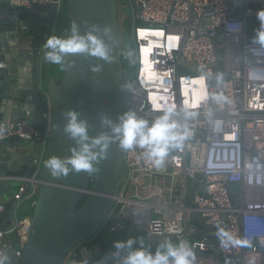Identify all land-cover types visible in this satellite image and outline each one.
I'll return each mask as SVG.
<instances>
[{"label":"built area","instance_id":"built-area-1","mask_svg":"<svg viewBox=\"0 0 264 264\" xmlns=\"http://www.w3.org/2000/svg\"><path fill=\"white\" fill-rule=\"evenodd\" d=\"M0 2L7 5L16 23L30 15L33 5L52 7L48 38L55 35L66 0ZM118 2L120 33L122 30L123 37L134 43L131 110L151 122L168 106L179 109L187 102L198 115L187 122L190 139L183 148L170 152L159 169L148 161L143 149L124 150L112 209L99 232L80 240L63 264H83L87 259L89 264H97V258L103 262L114 250L106 252L97 241L102 232L108 237L141 233L153 252L162 240L184 241L195 253V264H264V48L253 42L257 33L246 32L247 19L258 18L264 0ZM233 25L238 30L230 28ZM19 30L25 31L26 26ZM141 31L160 34L161 44L147 56L155 77L151 81H143L141 49L149 48L150 42L145 36L140 38ZM217 67L222 69L224 83L209 84L201 70L214 75ZM194 79L203 81V96L197 104H193ZM215 96L225 97L226 102H215ZM41 102L39 128L27 117L0 122V139L22 138L37 150L32 174L13 178L19 181L14 200L29 202L32 207L50 121L44 92ZM179 118L183 122V114ZM3 211L0 202V215ZM3 224L0 252L20 258L29 222L7 228ZM13 237H17L16 249Z\"/></svg>","mask_w":264,"mask_h":264},{"label":"water","instance_id":"water-1","mask_svg":"<svg viewBox=\"0 0 264 264\" xmlns=\"http://www.w3.org/2000/svg\"><path fill=\"white\" fill-rule=\"evenodd\" d=\"M51 13L52 7L33 5L29 18L16 23L9 9H0V122L27 117L30 124L39 128L43 114L42 92L48 96L50 108L49 132L39 166L38 191L28 220L26 242L21 257L10 256L9 264H63L80 240L99 232L114 204L124 150L118 143H112L106 158L97 165L99 171L91 174L69 172L57 178L45 165L52 157H68L75 144L63 132L66 121L62 113L70 109L78 112L79 118L87 121L89 136L96 137L101 133L110 134V130L101 125V116L117 122L121 114L131 110L133 103L134 84L125 75L122 63L118 0H66L69 25L65 36H71L73 22L79 26L81 35L89 31V25H99L100 31L94 35L104 42L111 60L86 53L68 55L61 65L59 80L47 79L43 70L42 47L49 33ZM21 26H26V30L20 31ZM105 26L111 29L108 35L103 31ZM127 57L132 58L131 52H127ZM217 72L221 73L222 69L217 67ZM214 81L208 79L209 84ZM125 84L131 89L124 88ZM36 156L35 145L25 139H0V196L4 194L6 200L0 223H4V228L11 226L10 216L17 215L12 193L19 181L13 178L29 177ZM224 228L225 215L222 214L221 235ZM96 262L103 264L100 258Z\"/></svg>","mask_w":264,"mask_h":264},{"label":"clouds","instance_id":"clouds-1","mask_svg":"<svg viewBox=\"0 0 264 264\" xmlns=\"http://www.w3.org/2000/svg\"><path fill=\"white\" fill-rule=\"evenodd\" d=\"M257 17L261 22V28L257 31L253 42L264 48V10L259 11ZM88 27L89 31L81 35L79 26L73 22L71 36H56V32L54 36H49L44 42L45 61L50 64L64 65L68 55L85 53L111 60L104 42L94 35L96 31H100V26L91 24ZM230 28L238 30V25L230 26ZM103 31L108 35L111 29L105 26ZM44 48L42 47L43 51ZM256 54L260 53L257 51ZM201 72L205 79H215L218 85L224 83L223 73L217 72L213 75L211 72L204 73L203 70ZM123 87L131 89L129 84ZM213 99L217 103L226 102L223 96H215ZM192 107L187 102L179 109L168 106L151 123L134 110L121 114L117 122L103 115L101 125L106 126L110 134L101 133L96 137L89 136L87 121L80 119V114L70 109L62 113L66 121L63 132L75 144L70 148L68 157H52L45 166L50 174L57 178L66 176L69 172L95 173L99 171L97 165L100 160L106 158L109 146L112 143H118L123 150L143 149L148 161L159 169L163 167L170 152L183 148L185 142L190 139V126L187 122L198 115L190 110ZM181 114H183V122L179 118ZM208 115H211V111ZM2 132L3 130L0 129V134ZM246 243L251 246L250 242ZM113 249L110 256L103 258V264H195L196 261L194 251L184 241L174 243L170 239L162 240L153 252L150 247H145L143 238L129 237L126 240L114 241ZM0 264H9L6 252H0ZM83 264H87V261Z\"/></svg>","mask_w":264,"mask_h":264},{"label":"rangeland","instance_id":"rangeland-1","mask_svg":"<svg viewBox=\"0 0 264 264\" xmlns=\"http://www.w3.org/2000/svg\"><path fill=\"white\" fill-rule=\"evenodd\" d=\"M64 11H65V9H64ZM64 11H63L62 15L66 16V14H65ZM260 28H261V22H260V20L258 18H249V19H247V22H246V32L248 34L257 33V31ZM124 37H123V34H122V30H121V33L119 34V40L122 43V48H123V51H124L123 52V57L124 58L126 57V58H128L126 60H129V61H127L126 67H130V68H128L129 69L128 71L130 72L131 65L133 64V60H134V43H132L129 39H125ZM127 52L128 53L131 52L133 58L129 59V57H127ZM58 66L59 67L56 68V79L59 76L61 77V73H62V66L61 65H58ZM132 69H133V67H132ZM129 75L132 76V73H130ZM130 237H133V238L139 237V238H143V240H144V236L141 233H134ZM128 238L129 237L124 236V235H120V234H118V235H112L111 237L109 235V237H108V235L105 232L104 233L102 232V236H101V242L102 243H101V246L107 252V251L113 249V242L114 241H117V240H126ZM94 240H95V238H94ZM97 241H99L98 238H97ZM144 243H145V241H144ZM145 245H146V243H145ZM136 246H138V245H136Z\"/></svg>","mask_w":264,"mask_h":264},{"label":"crops","instance_id":"crops-1","mask_svg":"<svg viewBox=\"0 0 264 264\" xmlns=\"http://www.w3.org/2000/svg\"><path fill=\"white\" fill-rule=\"evenodd\" d=\"M0 9H7V5L5 3L0 2ZM27 17L29 18V16H27ZM67 29H68V23H67L64 15H62V17L59 20V24L57 26L56 36H61V37L65 36L66 33H67ZM44 52H45V48H44V51H43V70L46 71V73H47V79L50 78V79H55L56 80V68L59 67V66L55 65V64H50L47 61H45ZM18 185L19 184L15 185L12 194L15 193L16 188L18 187ZM3 189H5V186L3 187ZM0 202L5 204L6 200L4 198V194H2L0 196ZM15 207H16V210H17V215L14 216L12 214L10 216L9 219L12 222L11 226H15V225L19 224L20 222H22L23 220H29V218H30V216L32 214V206H31V204L29 202H22V203H17L16 202Z\"/></svg>","mask_w":264,"mask_h":264},{"label":"bare ground","instance_id":"bare-ground-1","mask_svg":"<svg viewBox=\"0 0 264 264\" xmlns=\"http://www.w3.org/2000/svg\"><path fill=\"white\" fill-rule=\"evenodd\" d=\"M140 38H142V36H145L147 40H149L150 42V47L149 48H143L141 49L143 52V60H144V72H143V81L145 80H149L151 81L152 79H154V73L152 71H150V67H151V63L147 60V56L149 53H151V48H153L154 46H157V44H161L160 43V34L158 32H151V31H141L140 32ZM171 42V38H169L168 43ZM202 80L201 79H194L191 84L194 91V100H193V104H197L198 100L203 96L202 93ZM197 86V87H196ZM21 233H23V230L21 231Z\"/></svg>","mask_w":264,"mask_h":264},{"label":"trees","instance_id":"trees-1","mask_svg":"<svg viewBox=\"0 0 264 264\" xmlns=\"http://www.w3.org/2000/svg\"><path fill=\"white\" fill-rule=\"evenodd\" d=\"M65 3H66V2H65ZM64 12H65V11H64ZM64 17H65V19H66V16H64ZM66 21H67V23H68V25H69V22H68L67 19H66ZM119 34H120V32H119ZM126 59H128V58H126V57H125V58L122 57V63H123V67H124V73H125L126 76H128V77L131 78V76H130L129 74H130V73L133 74L132 65H131V70H130V72H129V71H128V70H129L128 68H130V67H126L127 61H129V60H126ZM59 78H60V77H58L56 80H59ZM101 236H102V234H99V235L97 236V238H98V240L100 241V243H102V242H101ZM12 240H13L12 247H13L14 249L18 248L17 237H13ZM145 247H146V245H145ZM221 259H222V260H225L224 257H222Z\"/></svg>","mask_w":264,"mask_h":264}]
</instances>
